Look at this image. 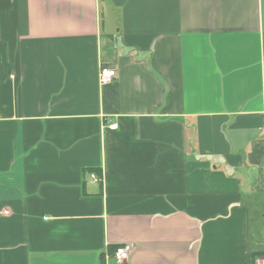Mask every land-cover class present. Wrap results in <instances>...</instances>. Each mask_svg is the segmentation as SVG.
<instances>
[{
    "label": "crops",
    "instance_id": "1",
    "mask_svg": "<svg viewBox=\"0 0 264 264\" xmlns=\"http://www.w3.org/2000/svg\"><path fill=\"white\" fill-rule=\"evenodd\" d=\"M127 245L264 256V0H0V264Z\"/></svg>",
    "mask_w": 264,
    "mask_h": 264
},
{
    "label": "built area",
    "instance_id": "2",
    "mask_svg": "<svg viewBox=\"0 0 264 264\" xmlns=\"http://www.w3.org/2000/svg\"><path fill=\"white\" fill-rule=\"evenodd\" d=\"M118 74L117 71L110 68H102L100 73V82L102 85H108L112 83L116 78ZM117 128V125L113 124L110 126V129L115 130ZM92 182H100L102 181L100 178L96 177L95 175L91 176ZM132 250V245H127L124 247H121L116 252V260L118 264H124V262L127 261L129 258L130 252ZM255 264H264V256L257 259L255 261Z\"/></svg>",
    "mask_w": 264,
    "mask_h": 264
}]
</instances>
